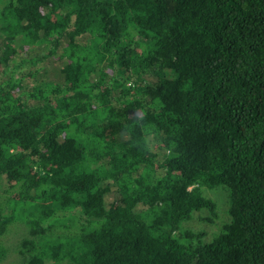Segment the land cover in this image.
Returning <instances> with one entry per match:
<instances>
[{
  "label": "trees",
  "instance_id": "obj_1",
  "mask_svg": "<svg viewBox=\"0 0 264 264\" xmlns=\"http://www.w3.org/2000/svg\"><path fill=\"white\" fill-rule=\"evenodd\" d=\"M0 21V238L27 226L25 264H264V0H10ZM220 186L217 237L176 236Z\"/></svg>",
  "mask_w": 264,
  "mask_h": 264
},
{
  "label": "rangeland",
  "instance_id": "obj_2",
  "mask_svg": "<svg viewBox=\"0 0 264 264\" xmlns=\"http://www.w3.org/2000/svg\"><path fill=\"white\" fill-rule=\"evenodd\" d=\"M8 2H10V0H0V13L5 10ZM3 27L6 26L0 21V56L3 55V51L1 50H3L2 44L5 38V34L1 33ZM7 43H10V41L7 40ZM19 50L22 57H26L30 53L29 46H24L23 49L20 48ZM3 71L4 66H0V77L2 76ZM131 85L132 83L128 84V86ZM202 192L205 198L211 200L215 204L216 208L205 209L194 213L192 219L184 222L181 229L176 232L175 235L181 237L187 232L202 234L203 241L209 243L224 229L226 223L230 222V192L226 186L216 188L204 187L202 188ZM117 199L118 193L114 191L107 197V205L110 206ZM61 232H63V230H59V233ZM28 235V228L25 224H14L10 227L8 233L0 238V252L6 253V257H3L0 260V264H25L23 257L19 253V249L21 240ZM52 264H70V261L65 260Z\"/></svg>",
  "mask_w": 264,
  "mask_h": 264
}]
</instances>
